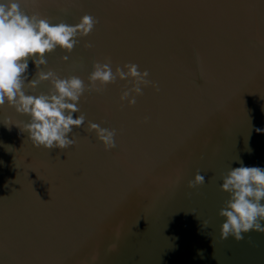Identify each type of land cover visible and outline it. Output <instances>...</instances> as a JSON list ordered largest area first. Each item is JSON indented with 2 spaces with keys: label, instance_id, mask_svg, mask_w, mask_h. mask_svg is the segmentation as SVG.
Wrapping results in <instances>:
<instances>
[{
  "label": "water",
  "instance_id": "1",
  "mask_svg": "<svg viewBox=\"0 0 264 264\" xmlns=\"http://www.w3.org/2000/svg\"><path fill=\"white\" fill-rule=\"evenodd\" d=\"M22 7L52 23L98 19L67 61L60 49L47 54L60 77L87 85L93 62L108 56L147 69L159 91L145 88L130 107L119 100L124 82L87 91L85 125L69 134L80 139L63 151L35 147L21 131L28 118L0 107V264H264V232L223 239L218 215L228 199L221 174L238 159L264 168V0ZM37 71L30 59L26 84ZM88 121L117 129V148L105 151ZM198 171L205 183L189 189Z\"/></svg>",
  "mask_w": 264,
  "mask_h": 264
},
{
  "label": "clouds",
  "instance_id": "2",
  "mask_svg": "<svg viewBox=\"0 0 264 264\" xmlns=\"http://www.w3.org/2000/svg\"><path fill=\"white\" fill-rule=\"evenodd\" d=\"M23 2L0 0V107L7 105L18 115L28 118L23 129L18 127L27 132L35 147L63 151L78 142L79 137L69 134L74 128L85 125L86 115L81 112L80 99L87 91H100L110 84L124 82L119 97L122 107L134 106L145 88L159 91L147 69L141 70L138 64L131 62L114 65L108 56L93 62L87 85L77 75L60 77L56 71L47 68V54L60 49L66 53L62 59L67 61V54L80 42L78 38L90 35L99 21L86 13L77 24L52 23L38 11L29 15L22 7ZM32 3H38V0H32ZM60 11L66 12L67 9L61 7ZM85 47L92 48L93 45L87 43ZM30 59L38 71L26 84L25 73ZM43 82L50 84L47 93L27 94L34 92ZM74 113L79 115L73 118ZM147 122L145 117L142 123ZM87 131L94 133L105 151L117 148V129L88 121ZM246 150L251 152L250 148ZM237 162L240 167H230L220 176V191L228 194V199L218 215L224 220L220 226L221 237L227 239L231 236L240 241L243 234L250 231L264 232V168L246 167L239 159ZM204 183L205 176L198 171L187 187L192 189ZM114 248L112 245L109 250ZM198 255L203 257L202 252Z\"/></svg>",
  "mask_w": 264,
  "mask_h": 264
}]
</instances>
